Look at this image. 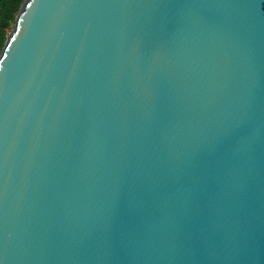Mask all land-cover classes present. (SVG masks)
<instances>
[{
  "label": "water",
  "instance_id": "obj_1",
  "mask_svg": "<svg viewBox=\"0 0 264 264\" xmlns=\"http://www.w3.org/2000/svg\"><path fill=\"white\" fill-rule=\"evenodd\" d=\"M0 264H264V0H24Z\"/></svg>",
  "mask_w": 264,
  "mask_h": 264
},
{
  "label": "trees",
  "instance_id": "obj_2",
  "mask_svg": "<svg viewBox=\"0 0 264 264\" xmlns=\"http://www.w3.org/2000/svg\"><path fill=\"white\" fill-rule=\"evenodd\" d=\"M24 0H0V55Z\"/></svg>",
  "mask_w": 264,
  "mask_h": 264
}]
</instances>
